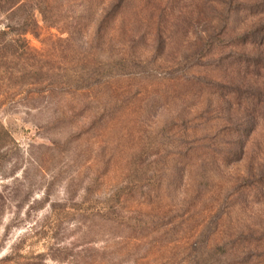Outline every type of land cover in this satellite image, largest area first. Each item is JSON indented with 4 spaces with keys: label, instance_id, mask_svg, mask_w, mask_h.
<instances>
[{
    "label": "rangeland",
    "instance_id": "obj_1",
    "mask_svg": "<svg viewBox=\"0 0 264 264\" xmlns=\"http://www.w3.org/2000/svg\"><path fill=\"white\" fill-rule=\"evenodd\" d=\"M36 18L29 66L80 58ZM107 33L92 107L0 82V264H264V0H127Z\"/></svg>",
    "mask_w": 264,
    "mask_h": 264
},
{
    "label": "trees",
    "instance_id": "obj_2",
    "mask_svg": "<svg viewBox=\"0 0 264 264\" xmlns=\"http://www.w3.org/2000/svg\"><path fill=\"white\" fill-rule=\"evenodd\" d=\"M126 4L127 0H116L114 4L111 0H0V82L4 79L18 80L15 81L13 89L5 92L4 104L16 101V95L26 93L27 100L29 94H44L51 99L57 96L73 97L78 100V106L84 97V103L87 102L85 105L92 107L91 93L97 94L101 88L108 87L112 82L109 72L111 65L96 60L93 44L106 40L108 25L122 15ZM106 6H109L107 10L110 11L101 17L93 36L87 41L88 32L98 16L95 10H106ZM36 13L48 28L61 29L62 35L68 39L65 43H69L70 48L78 42H84L87 47L80 58L56 70L49 67L38 68L33 64L29 66V56L30 59L39 61V54L29 48L25 39L27 35H36L40 31ZM116 64L125 67L127 59L119 58ZM104 69H107L106 73ZM122 71L124 70L121 73ZM32 75H42L43 79L36 84L23 82L24 78L29 79ZM2 87L0 84V88ZM65 119V114L56 116L57 121ZM94 119L97 123H102L107 120V115L100 109ZM0 136L12 140L11 133L1 122ZM6 150L1 147L0 153L5 151L6 154Z\"/></svg>",
    "mask_w": 264,
    "mask_h": 264
}]
</instances>
